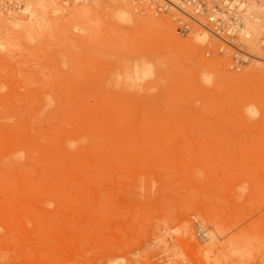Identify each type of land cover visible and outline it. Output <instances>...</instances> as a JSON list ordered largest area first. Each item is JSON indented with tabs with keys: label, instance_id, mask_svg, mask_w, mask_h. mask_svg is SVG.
<instances>
[{
	"label": "rangeland",
	"instance_id": "1",
	"mask_svg": "<svg viewBox=\"0 0 264 264\" xmlns=\"http://www.w3.org/2000/svg\"><path fill=\"white\" fill-rule=\"evenodd\" d=\"M167 1L0 0V264H264V0Z\"/></svg>",
	"mask_w": 264,
	"mask_h": 264
},
{
	"label": "built area",
	"instance_id": "2",
	"mask_svg": "<svg viewBox=\"0 0 264 264\" xmlns=\"http://www.w3.org/2000/svg\"><path fill=\"white\" fill-rule=\"evenodd\" d=\"M234 3V2H233ZM232 3V4H233ZM167 4L171 7H175L176 9H180L183 11V9H181L184 6H192L194 8V10H196V14H199V12H201V9H203L204 7V3L202 1L199 0H179V2L177 3H173L170 1H167ZM238 3H236L237 5ZM230 5V4H229ZM232 6V5H231ZM233 7V6H232ZM184 12V11H183ZM191 19L197 21L194 17L188 15ZM198 22V21H197ZM211 25H213V27L215 29H219V27L217 28V26H221V23H217V21L215 20V16H211L209 18L208 21ZM199 23V22H198ZM183 33H185L187 31V27H185L184 29H182ZM217 35H219L217 33ZM220 37V36H219ZM221 38V37H220Z\"/></svg>",
	"mask_w": 264,
	"mask_h": 264
},
{
	"label": "bare ground",
	"instance_id": "3",
	"mask_svg": "<svg viewBox=\"0 0 264 264\" xmlns=\"http://www.w3.org/2000/svg\"><path fill=\"white\" fill-rule=\"evenodd\" d=\"M7 1H11V0H7ZM172 1H173V0H170V2H172ZM174 1H175V3H176L177 0H174ZM178 2H179V1H177V3H178ZM17 5H18V4H17ZM204 35H205V34H204ZM206 36H207V35H206ZM200 37L202 38V36H200ZM205 38H206V37H205ZM194 39H195V42H196V39L198 40V37L196 36ZM206 40H207V39H206ZM192 41H193V39H192ZM204 41H205V40H204ZM202 42H203V41H202ZM196 43H198V41H197ZM196 43H195V44H196ZM188 44H189V43H188Z\"/></svg>",
	"mask_w": 264,
	"mask_h": 264
}]
</instances>
